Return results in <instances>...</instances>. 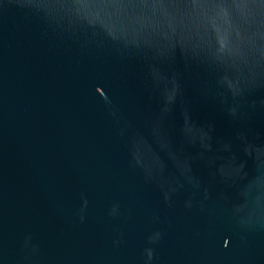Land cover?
<instances>
[{
	"label": "water",
	"instance_id": "obj_1",
	"mask_svg": "<svg viewBox=\"0 0 264 264\" xmlns=\"http://www.w3.org/2000/svg\"><path fill=\"white\" fill-rule=\"evenodd\" d=\"M0 264H264V0H0Z\"/></svg>",
	"mask_w": 264,
	"mask_h": 264
}]
</instances>
